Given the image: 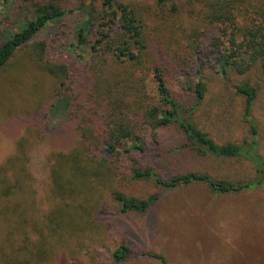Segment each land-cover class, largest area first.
<instances>
[{
  "label": "trees",
  "instance_id": "1",
  "mask_svg": "<svg viewBox=\"0 0 264 264\" xmlns=\"http://www.w3.org/2000/svg\"><path fill=\"white\" fill-rule=\"evenodd\" d=\"M94 1L98 5L90 7L70 30L74 10L63 0H15L5 20L20 15L15 20L17 30L0 31V74L17 50L31 46L33 59L57 82L47 121L80 128L85 138L81 148L76 146L66 154L68 164L64 158L57 169H51L49 193L60 201L65 197L61 183L65 167L72 176L89 171L91 176L84 158L99 161L100 169L114 165L119 170L129 163L132 180L170 190L205 183L216 194H228L263 185L264 159L251 119L258 90L249 82L233 86L235 91L227 86L235 75H245L257 65L264 69V0ZM208 72L222 79L216 93H211ZM173 80L185 85L194 105L188 106L175 95ZM239 97L252 138L217 142L206 130L204 119L214 123L216 117L221 123L222 113L207 110L227 106ZM232 125L228 130L234 136ZM158 130L173 135L163 143L156 135ZM25 153L23 170L32 173ZM167 153H191L245 166L251 163L254 177L236 183L196 172L163 178L155 170L154 159ZM24 171L16 173V183L24 180ZM1 172L7 174L5 168ZM34 183L38 184L37 179ZM113 197L122 212L140 213L160 199L158 193L145 200L121 193ZM60 203L55 205L59 206L57 221L64 225V239L60 242L57 235H46L53 240L52 251L67 247V238H74L77 227H82V217L68 213L67 203ZM49 222L54 226L50 217ZM66 225L72 230L68 227L67 231ZM131 255L132 249L124 243L112 259L121 264ZM143 257L167 264L161 254L147 252Z\"/></svg>",
  "mask_w": 264,
  "mask_h": 264
},
{
  "label": "rangeland",
  "instance_id": "2",
  "mask_svg": "<svg viewBox=\"0 0 264 264\" xmlns=\"http://www.w3.org/2000/svg\"><path fill=\"white\" fill-rule=\"evenodd\" d=\"M121 1L151 4L155 0ZM63 2L74 10L69 20L70 30L84 19L90 7L98 5L94 0ZM14 4L15 0H0V31L17 30L15 20L20 15L5 20ZM31 52V46L17 50L0 74V185H3L0 187V264H115L113 253L124 243L132 249V255L121 264H163L158 259L143 257L147 252L161 254L167 264H264V184L228 194H216L205 183L170 190L157 188L152 182L132 180L129 163L119 170L114 165L100 169L99 161L84 157L91 176L90 171L85 175L73 172L72 176L65 167V180L61 181L66 191L61 201L67 203L68 213L82 217V227H77L74 238H67V247L52 251L53 240L46 235L55 234L61 242L64 225L57 221L59 206L55 203L62 205L61 201L49 193L50 171L53 166L57 169L64 158L68 164L70 156L66 154L76 146L81 148L85 138L80 128H66L60 122L47 121L57 82L33 59ZM206 76L211 93L218 92L222 79L213 72ZM242 82H249L258 90L251 119L258 129L256 139L264 159V69L257 65L245 75H235L227 88L235 91L233 86ZM184 86L182 82L171 81L175 95L192 106L193 97ZM229 102L227 106L207 110L215 115L222 113V122L216 117L214 123L211 118L204 119L206 130L217 142L243 136L251 139L252 131L243 118L241 97ZM231 122L234 136L228 130ZM155 132L163 143L173 135L166 130ZM24 152L28 158L25 165L38 184L34 183L31 172L23 170ZM249 166L191 153L185 156L167 153L154 159L155 170L163 178L196 172L236 183L254 177ZM4 168L7 174L1 172ZM22 171L24 180L16 183L19 179L16 173ZM114 193L137 200L158 193L160 199L146 212H122ZM68 227L72 230L66 225L67 231Z\"/></svg>",
  "mask_w": 264,
  "mask_h": 264
}]
</instances>
